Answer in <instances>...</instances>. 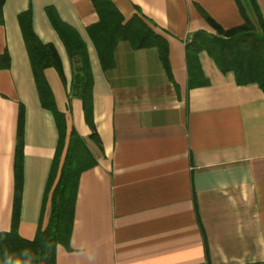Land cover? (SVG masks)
<instances>
[{
	"label": "crops",
	"instance_id": "0c3cea01",
	"mask_svg": "<svg viewBox=\"0 0 264 264\" xmlns=\"http://www.w3.org/2000/svg\"><path fill=\"white\" fill-rule=\"evenodd\" d=\"M110 1L124 22L139 18L163 39L169 73L157 48L135 49L128 41L116 44L113 66L104 71L86 32L97 22L90 0L3 2L0 54L9 63L0 69V232L11 228L18 154L15 231L30 241L46 225L44 196L59 145L19 27V14L30 10L33 33L60 61V74L42 73L64 121L59 166L71 132L95 161L78 176L72 227L55 247L54 264H264V95L257 84L222 72L206 51L197 53L196 63L185 57L194 34L219 37L240 26L238 5ZM245 5L251 22L264 24V0ZM46 8L85 46L99 146L90 139L81 100L70 93L71 61Z\"/></svg>",
	"mask_w": 264,
	"mask_h": 264
},
{
	"label": "trees",
	"instance_id": "16d2710c",
	"mask_svg": "<svg viewBox=\"0 0 264 264\" xmlns=\"http://www.w3.org/2000/svg\"><path fill=\"white\" fill-rule=\"evenodd\" d=\"M90 1L97 15V22L88 26L86 32L93 42L99 63L104 71L113 66V52L116 44L128 41L135 49L157 48L166 72L169 73L165 57V42L160 36L139 18L133 17L124 22V18L110 0ZM3 2L4 0H0V25ZM235 2L243 20L242 24L220 32L219 37H207L203 33L194 34L185 45L186 63H196L197 53L206 51L212 56L222 72H232L240 84H257L264 95V24L260 18H257L255 23L251 22L247 15L246 0H235ZM46 15L71 61L73 86L70 93L81 100L84 119L91 130L90 139L99 146V139L92 123L91 74L85 46L76 32L62 23L52 9L46 8ZM18 20L41 103L54 117L59 135V145L44 196V202L49 199V217L46 225L40 227L35 237L30 241L20 238L15 231L21 173L19 154L16 157V187L11 228L8 232H0V264H54L55 247L67 239L72 227V212L78 176L83 171L95 166V161L86 150L82 139L76 133L71 132L62 164L59 166L65 130L64 121L62 115L54 108L42 73L46 68H53L60 74V61L54 47L41 43L33 33L30 10L19 14ZM8 63L7 54H0V69H6ZM191 74L193 72L191 73L190 70ZM22 116L20 109L17 133L18 148L21 142ZM57 173H59L58 177Z\"/></svg>",
	"mask_w": 264,
	"mask_h": 264
}]
</instances>
